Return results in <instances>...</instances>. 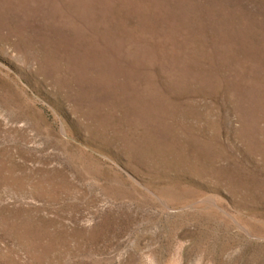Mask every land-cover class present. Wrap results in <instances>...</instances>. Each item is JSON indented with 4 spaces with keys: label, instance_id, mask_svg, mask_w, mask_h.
I'll list each match as a JSON object with an SVG mask.
<instances>
[{
    "label": "rangeland",
    "instance_id": "374dc122",
    "mask_svg": "<svg viewBox=\"0 0 264 264\" xmlns=\"http://www.w3.org/2000/svg\"><path fill=\"white\" fill-rule=\"evenodd\" d=\"M0 264H264V0H0Z\"/></svg>",
    "mask_w": 264,
    "mask_h": 264
}]
</instances>
